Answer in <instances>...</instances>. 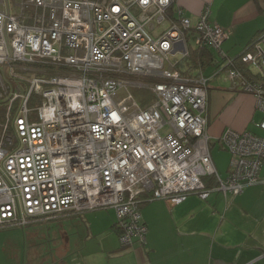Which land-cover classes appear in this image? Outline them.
I'll use <instances>...</instances> for the list:
<instances>
[{
  "label": "built area",
  "instance_id": "2783aa9c",
  "mask_svg": "<svg viewBox=\"0 0 264 264\" xmlns=\"http://www.w3.org/2000/svg\"><path fill=\"white\" fill-rule=\"evenodd\" d=\"M174 6L0 1V228L114 209L121 244L142 247L144 204L238 196L264 182V32L241 55L248 79L222 50L229 33L209 6L196 23ZM192 47L214 49L233 87L254 95L263 114L260 134L227 129L219 138L231 156L225 178L208 133L211 78L178 68ZM145 78L154 80L136 87ZM134 88L152 93L145 107Z\"/></svg>",
  "mask_w": 264,
  "mask_h": 264
},
{
  "label": "crops",
  "instance_id": "0c3cea01",
  "mask_svg": "<svg viewBox=\"0 0 264 264\" xmlns=\"http://www.w3.org/2000/svg\"><path fill=\"white\" fill-rule=\"evenodd\" d=\"M206 6L210 7L211 19L229 33L222 50L230 57L239 58L264 32V0H176L175 10H183L196 23ZM174 17L178 18L177 12ZM210 50L220 59L214 49ZM192 59L189 56L181 61L180 71L192 79L200 74L211 78L206 112L211 154L216 165L213 151L227 152L230 163L229 152L219 143L221 135L227 129L259 133L256 125L263 116L256 109L253 95L234 89L231 83H219L217 68L196 66ZM259 177L264 181V165ZM213 184L208 182V186ZM141 213L148 227L145 246L135 242L122 245L116 216L111 213L96 233L100 250L94 254L107 253L111 260L108 264H264V182L247 187L238 196L214 192L207 199L190 196L178 205L149 202L142 206ZM87 223L69 215L61 217V235L67 249L78 226L88 228Z\"/></svg>",
  "mask_w": 264,
  "mask_h": 264
},
{
  "label": "rangeland",
  "instance_id": "374dc122",
  "mask_svg": "<svg viewBox=\"0 0 264 264\" xmlns=\"http://www.w3.org/2000/svg\"><path fill=\"white\" fill-rule=\"evenodd\" d=\"M219 74L220 77L217 79L219 83L232 84L228 79L227 71L219 72ZM135 85L145 87L149 85V82L144 80L136 82ZM132 93L138 101H148L152 97L148 89L134 88ZM224 153L213 151L218 174L221 176H226L225 171L230 164L228 153ZM111 213L116 216L114 209H102L72 216L74 220H87L88 228L78 226L77 234L71 237L69 249L65 247L66 244L61 235V218L51 222L39 221L26 227L0 229V264H86V262L87 264H108L111 260H108L107 253L106 255L103 252L99 255L94 253L100 250L95 238L96 233L102 229L104 220L109 219ZM71 222L75 223V221ZM92 236H94L93 240ZM85 239L86 243H84Z\"/></svg>",
  "mask_w": 264,
  "mask_h": 264
},
{
  "label": "trees",
  "instance_id": "16d2710c",
  "mask_svg": "<svg viewBox=\"0 0 264 264\" xmlns=\"http://www.w3.org/2000/svg\"><path fill=\"white\" fill-rule=\"evenodd\" d=\"M175 7V6H174ZM174 7H173V16L175 14L174 12ZM261 34V33H259ZM258 37V35L251 41V43L247 46V49H249V46L253 43V41ZM211 48H206V49H198L195 47H192L190 50V56L193 57V59L191 60V62L196 65V66H213L215 68H217V71L220 70L219 72H223L226 71V67H222L224 64V60L223 59H218L216 58L215 54L210 50ZM182 65V64H181ZM234 66L235 68H237L238 70H240L243 75H245L248 79H251V77H255L253 76L254 73L252 72L251 69H249L246 64L241 62V56H239V58L235 59L234 62ZM182 66H178L179 70ZM144 80H146L147 82H153L154 79H149V78H145ZM236 90H241L239 88H234ZM242 91V90H241ZM152 93H150L151 95ZM149 101V100H148ZM148 101H139V103L141 104V106L145 107L148 103ZM4 113H5V104L4 102L0 101V122L4 121ZM210 181H213L212 179H209ZM70 217L72 216H77L76 214H69ZM56 219H52V220H42V221H54ZM39 222V221H38ZM29 226V225H27ZM116 226V223H115ZM6 228H19V227H4V228H0V229H6ZM119 231V230H118Z\"/></svg>",
  "mask_w": 264,
  "mask_h": 264
}]
</instances>
